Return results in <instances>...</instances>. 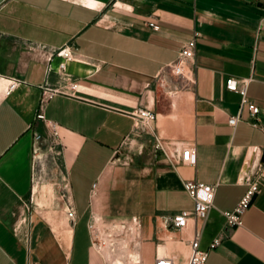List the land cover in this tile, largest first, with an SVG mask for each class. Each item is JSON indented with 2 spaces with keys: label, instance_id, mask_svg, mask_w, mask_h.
Wrapping results in <instances>:
<instances>
[{
  "label": "crops",
  "instance_id": "obj_1",
  "mask_svg": "<svg viewBox=\"0 0 264 264\" xmlns=\"http://www.w3.org/2000/svg\"><path fill=\"white\" fill-rule=\"evenodd\" d=\"M190 39L191 81L170 91L165 66ZM63 46L72 54L60 74L52 52ZM229 76L248 79L247 99L259 107L256 117L242 107L234 126L226 119L240 96L224 89ZM44 81L66 93L45 100L41 120ZM136 107L154 112L151 134H133ZM45 139L61 174L36 181L33 149ZM185 147L193 165L179 160ZM254 148L264 151V0H0V264H108L89 225L131 217L144 264L157 255L184 264L195 230L204 264H264V177L240 226L221 214L244 194ZM185 180L215 184L212 207L202 221L165 228L164 217L192 208Z\"/></svg>",
  "mask_w": 264,
  "mask_h": 264
},
{
  "label": "built area",
  "instance_id": "obj_2",
  "mask_svg": "<svg viewBox=\"0 0 264 264\" xmlns=\"http://www.w3.org/2000/svg\"><path fill=\"white\" fill-rule=\"evenodd\" d=\"M148 25L152 29H156L157 26L151 22ZM194 41L190 39L186 41L177 51L174 59L168 63L165 68L168 74L173 78V83L171 84L170 91H175L178 88L184 86L182 83L184 81L190 82V78L185 76L186 63L193 57ZM53 56L60 57L62 60L58 62L57 68L60 74L64 70V62L71 58V50L68 46H63L59 49L53 50ZM52 56V55H50ZM50 60V57L47 58ZM49 71V65L46 68ZM17 83V79L11 78L7 80V83L3 89L4 95H8ZM248 79H237L233 76L226 77L224 80V89L237 93L240 96V106L239 112L236 115L227 117L226 123L234 126L240 119V110L242 107L246 106L252 117H256L259 113V107L251 103L246 96ZM42 90L41 98L38 101L37 111L35 117L37 119L43 120L42 107L45 100L49 98L54 93H66L61 88H48L45 81L43 84L39 85ZM66 90L74 91L75 83L70 81ZM72 94V93H70ZM129 115L133 119V134L138 135L141 133L151 134L149 131V124L154 119L155 114L150 109L144 107H136L133 109ZM256 125V124H253ZM52 135L56 134L54 126L50 127ZM153 140L151 143L152 149H161V144L154 135H152ZM35 154V149H33ZM263 152L257 148L251 150L248 161L243 169L240 177V182L246 185V190L237 205L232 210L222 211L221 214L227 226L234 227L240 226L242 224V216L245 211L251 205L254 195L259 191L260 180L264 177V160H262ZM179 160L193 165L195 162V154L193 149L190 147H185L181 149L178 154ZM33 171V167H32ZM92 188L95 186L92 183ZM182 188L186 194L192 200V208L189 210H180L170 216L164 217L162 224L165 228L172 230H180L187 226L189 219H197L202 221L207 211L212 207V197L214 193L215 184L203 183L196 180H185L182 182ZM66 216L70 219L73 218V210L69 203H67L65 209ZM120 227H126L131 232L135 233L138 230L139 222L136 218L131 217L129 220L119 221ZM90 229L95 239L101 230H97L94 225L90 224ZM199 236L200 231L195 230L192 237L188 240L187 244L189 247V254L185 260L184 264H204L207 255V250L202 249L199 246ZM218 244V239L214 238L208 245L209 248H213ZM99 249V247L97 246ZM139 263V262H138ZM151 264H173L172 258L170 256H155Z\"/></svg>",
  "mask_w": 264,
  "mask_h": 264
},
{
  "label": "rangeland",
  "instance_id": "obj_3",
  "mask_svg": "<svg viewBox=\"0 0 264 264\" xmlns=\"http://www.w3.org/2000/svg\"><path fill=\"white\" fill-rule=\"evenodd\" d=\"M51 136H54L52 132ZM35 152L34 180L46 181L61 174L60 155L53 141L45 139L42 146H36ZM136 240L134 232L120 227L119 221H112L100 231L94 243L106 254L108 264H113L112 259H118L119 264H144L136 255ZM134 257L139 263L133 262Z\"/></svg>",
  "mask_w": 264,
  "mask_h": 264
},
{
  "label": "bare ground",
  "instance_id": "obj_4",
  "mask_svg": "<svg viewBox=\"0 0 264 264\" xmlns=\"http://www.w3.org/2000/svg\"><path fill=\"white\" fill-rule=\"evenodd\" d=\"M133 259H134L133 260L134 263H138L139 262V260L136 259V257H134ZM112 262H113V264H119V263H121L118 259H112Z\"/></svg>",
  "mask_w": 264,
  "mask_h": 264
},
{
  "label": "water",
  "instance_id": "obj_5",
  "mask_svg": "<svg viewBox=\"0 0 264 264\" xmlns=\"http://www.w3.org/2000/svg\"><path fill=\"white\" fill-rule=\"evenodd\" d=\"M262 160H264V151H263V154H262Z\"/></svg>",
  "mask_w": 264,
  "mask_h": 264
}]
</instances>
